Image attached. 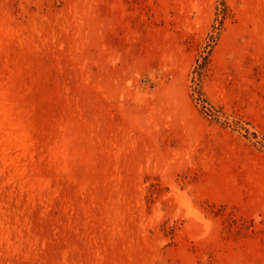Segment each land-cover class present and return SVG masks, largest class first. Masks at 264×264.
<instances>
[{
  "label": "rangeland",
  "instance_id": "rangeland-1",
  "mask_svg": "<svg viewBox=\"0 0 264 264\" xmlns=\"http://www.w3.org/2000/svg\"><path fill=\"white\" fill-rule=\"evenodd\" d=\"M0 264H264V0H0Z\"/></svg>",
  "mask_w": 264,
  "mask_h": 264
}]
</instances>
